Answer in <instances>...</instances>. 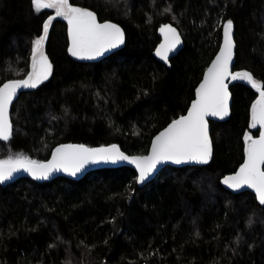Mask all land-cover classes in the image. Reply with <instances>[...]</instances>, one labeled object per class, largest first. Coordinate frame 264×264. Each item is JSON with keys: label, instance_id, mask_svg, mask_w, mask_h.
Listing matches in <instances>:
<instances>
[{"label": "trees", "instance_id": "16d2710c", "mask_svg": "<svg viewBox=\"0 0 264 264\" xmlns=\"http://www.w3.org/2000/svg\"><path fill=\"white\" fill-rule=\"evenodd\" d=\"M125 33L122 49L97 62L69 52V25L52 19L43 52L49 78L22 93L11 109L12 136L0 160L45 162L55 147L117 144L148 153L153 137L186 114L217 54L222 27L234 25V72L264 87V0H69ZM56 14L32 0H0V87L26 79L33 42ZM178 28L184 48L170 67L153 52L158 29ZM231 116L210 122L213 159L204 167L167 166L140 188L127 166L79 180L20 177L0 183V264H264V205L233 194L224 178L246 156L259 92L231 81Z\"/></svg>", "mask_w": 264, "mask_h": 264}, {"label": "snow or ice", "instance_id": "6c2138e0", "mask_svg": "<svg viewBox=\"0 0 264 264\" xmlns=\"http://www.w3.org/2000/svg\"><path fill=\"white\" fill-rule=\"evenodd\" d=\"M37 12L45 8H55L56 16L62 17L69 25L71 47L69 52L78 59H95L110 48L124 43V34L115 24L97 23L95 15L85 9L73 7L69 0H32ZM54 17H50L43 26V35L33 42L32 71L27 79L15 80L0 87V140L8 141L12 136V124L9 120V106L21 88H36L51 75L52 65L43 52L48 30ZM233 22L224 24V45L219 55L208 69L203 83L197 89V99L193 102L187 116L173 121L161 132L152 145L151 155L129 157L116 145L107 148L90 149L83 145L58 147L48 163H39L25 156L0 160V183L12 178L13 173L23 170L34 179H48L54 171L63 170L75 176L85 165L101 161L115 163L128 161L139 170V183L155 171L160 163L171 161L175 164L196 162L207 164L212 156L211 141L208 136L206 117L223 119L228 115V91L225 79L245 80L260 95L252 106V127L257 124L264 129V87L259 85L251 73L237 72L231 74L229 65L233 57L232 40ZM165 34V44L157 50V55L165 62L168 53L180 44L176 29L168 26L161 29ZM39 56V59H37ZM246 160L240 170L223 181L236 190L244 186L255 190L259 202L264 205V131L259 139L246 137Z\"/></svg>", "mask_w": 264, "mask_h": 264}, {"label": "water", "instance_id": "95a60500", "mask_svg": "<svg viewBox=\"0 0 264 264\" xmlns=\"http://www.w3.org/2000/svg\"><path fill=\"white\" fill-rule=\"evenodd\" d=\"M52 17H54V19L58 18V17L56 16V14H54ZM54 19H53V20H54ZM96 20H97V23H100V24H103V23H111V24H115V25H117V26L122 30V32H123V34H124V43L121 44V45H119V46L116 47V48H110V49H108L106 52L103 53V55H100V56L96 57L95 59H91V60H89V59H78L77 57L72 56V57H74L75 59L80 60V61H84V62H97V61L103 60L104 58L108 57L109 55H111V54L117 52L118 50H120V49H122V48L124 47V45H125V33H124L123 28H122L120 25H118L117 23H114V22H110V21L100 22L97 18H96ZM47 22H48V21H47ZM168 26H170V27L176 29V32L179 34V37H180V44H178V45L176 46V48H175L174 51H171V52L168 53V60H167V62H165V61H164L163 59H161L160 56H158L156 53H157V50L160 49L161 45H164V44H165V34H164V32L161 31V29H164V28H166V27H168ZM158 36L160 37V42H159L158 45L156 46V48H155V50H154V52H153V55H154V57H155V59H156L157 61H159L160 63H162L163 65H165V66H167V67H170V65H171V63H170L171 59L174 58V57H176V56L182 51V49L184 48V39H183V37H182L180 31L178 30V28L175 27L174 25L170 24V23L163 24L162 26L159 27V29H158ZM69 39H70V47H71V37H70V35H69ZM232 40H233L234 48H233V57H232V61H231L230 65H229V71H230L231 74H234V67H235V62H236V42H235V39H234V25H233V29H232ZM223 45H224V25H223V27H222V40H221V44H220L219 50H218L217 54L215 55V57L213 58V60L211 61V63L209 64V66L207 67L206 71L204 72L203 78H202L201 82L199 83L197 89L199 88V86L201 85V83H203L204 78H205V76H206V74H207L208 69L211 67L212 63L215 61L216 57L219 55L220 50H221V48L223 47ZM31 71H32V70H31ZM26 79H27V78H26ZM20 80H21V79H20ZM12 81H15V80H10V81H7L6 83H9V82H12ZM231 81L234 82V81H241V80H239V79H238V80H232V79H231V76H229V77H228L227 79H225V81H224L225 84L227 85V91H228V94H229V96H228V115L225 116L223 119H220L219 117H213V116H208V117L205 118L206 121H207V126H208V136H209V139H210V141H211V146H212V156H211V159L209 160V162H208L207 164H201V163H196V162H188V163H182V164H175V163H172L171 161L163 162V163H160V164H158V165L156 166L155 171H153V172L151 173V175H149V176L144 180L143 183H139V182H138V180H139V170L136 168V166H135L134 164H130L128 161H117V162H115V163H112V162H110V161H109V162L101 161V162H98V163H89V164L85 165V167H84L80 172H78L75 176L70 175L69 173H67V172H65V171H63V170H60V171H54V172H52V174L49 176L48 179H37V180H47V181H50V180H52V179H54V178H57V177H60V176L67 177V178L74 179V180H79V179L83 178L86 174H88L89 172L94 171V170L104 169V168H117V167L127 166V167H131L132 169H134V170L136 171V173H137V184H138V187L142 188V187L146 186L148 183H150L152 180H154V179L157 177V175H158V174H159L164 168H166L167 166L182 168V167H186V166H191V167H193V166L204 167V166L209 165V164L211 163L212 159H213V142H212V138H211V125H210V122H211V121H212V122H225V121H227V120L230 118V116H231V106H232V93H231L230 88H229V83H230ZM4 84H5V83H4ZM4 84H3V85H4ZM3 85H2L1 87H3ZM30 89H32V88H21V89H18V90H17V94H16V96L13 98L12 104L9 106V120H10V123H11V124H12V122H11L10 115H11V109H12L13 104L16 102V100L19 98V96H20L22 93H24V92H26V91H28V90H30ZM197 89H196V93H197ZM196 93H195V98H194V100L191 102V104H190V106H189V108H188L186 114H184L183 116H180L179 118H177V119H175V120H178V119H180L181 117H184V116H187V115H188V112H189V110L191 109V106H192L193 102L197 99V95H196ZM259 98H260V97H259ZM175 120H174V121H175ZM172 122H173V121H172ZM172 122H171V123H172ZM171 123H170V124H171ZM170 124H168L164 129H162L158 134H156V135L153 137V139H152V141H151V145H150L149 151H148V153L145 154V155H132V156H131V155H128L127 153H125V152L120 148L119 145H117V144H113V145H116V146L120 149L121 152H123L125 155H127V156H129V157L149 156V155H151L152 145H153V143L155 142L156 137H157L161 132L165 131V130L168 128V126H169ZM256 127H258V128L260 129V133H261L262 131H264V129H262V128L260 127L259 124H257ZM259 137H260V134H259V136L255 137L254 139H259ZM67 145H80V144L67 143V144H61V145H58L57 147H55V148L53 149V151H52L51 156L49 157V159H48L47 161H45V162H41V163H48V162L52 159V155H53V153L55 152V149H56V148H58V147H63V146H67ZM83 146L86 147V148H90V149H97V148H107V147H111L112 145H108V146H98V147H93V148L88 147V146H86V145H83ZM245 160H246V156H245V159H244L243 163H242L241 166L237 169V171L234 172V173H232V174L227 175L226 177H229V176H233V175H235V174L240 170V168L242 167V165L245 163ZM20 177H31V178H33L30 174H28L27 172H24L23 170H21V171H18V172L13 173L12 178L9 179V180H7V181H5V182H10V181H13V180H15V179H17V178H20ZM226 177H225V178H226ZM225 178H224V180H225ZM33 179H34V178H33ZM224 180H223V181H224ZM223 184H224V187H225L228 191H230L231 193H233V194H239V193H243V192H250V193L254 194V195L256 196L257 200H258L257 194H256L255 190L252 189V188H248L247 186H244V187H242V188H240V189H236V190H234V189L228 187V185H226L224 182H223ZM258 201H259V200H258Z\"/></svg>", "mask_w": 264, "mask_h": 264}, {"label": "rangeland", "instance_id": "374dc122", "mask_svg": "<svg viewBox=\"0 0 264 264\" xmlns=\"http://www.w3.org/2000/svg\"><path fill=\"white\" fill-rule=\"evenodd\" d=\"M55 9V8H54ZM56 10V9H55ZM45 54V53H44ZM37 59H39V56H37ZM234 74H235V72H234ZM248 136H250V135H248ZM254 139V138H253ZM246 143H247V141H246Z\"/></svg>", "mask_w": 264, "mask_h": 264}]
</instances>
